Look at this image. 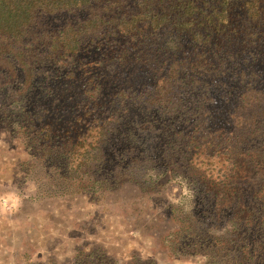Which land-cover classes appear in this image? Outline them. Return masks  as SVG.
I'll return each mask as SVG.
<instances>
[{
	"label": "trees",
	"instance_id": "1",
	"mask_svg": "<svg viewBox=\"0 0 264 264\" xmlns=\"http://www.w3.org/2000/svg\"><path fill=\"white\" fill-rule=\"evenodd\" d=\"M10 88L0 125L47 181L29 201L107 192L140 164L166 179L127 182L149 199L170 181L194 192L192 210L170 208L171 250L264 264V0H0Z\"/></svg>",
	"mask_w": 264,
	"mask_h": 264
},
{
	"label": "rangeland",
	"instance_id": "2",
	"mask_svg": "<svg viewBox=\"0 0 264 264\" xmlns=\"http://www.w3.org/2000/svg\"><path fill=\"white\" fill-rule=\"evenodd\" d=\"M11 93V88L0 91V107L7 104ZM3 127L0 125V264H78L80 250L89 254L97 249L112 264H127L134 256L156 264H205L202 256L178 253L163 241L175 229L171 206L185 212L193 209L194 192L185 182L170 181L162 195L154 194L151 200V195L141 194L127 182L139 176L148 182L154 177V184L166 179L139 164L127 170L118 168L107 192L71 193L64 200L32 202L28 198L45 188L47 181L36 177L38 163L32 150ZM121 148L114 142L105 152L110 171L120 161Z\"/></svg>",
	"mask_w": 264,
	"mask_h": 264
}]
</instances>
